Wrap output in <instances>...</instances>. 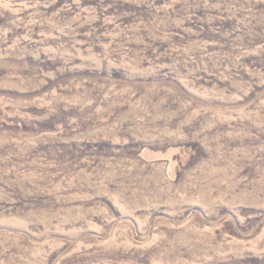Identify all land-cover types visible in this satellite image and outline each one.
I'll return each instance as SVG.
<instances>
[{"label": "rangeland", "instance_id": "1", "mask_svg": "<svg viewBox=\"0 0 264 264\" xmlns=\"http://www.w3.org/2000/svg\"><path fill=\"white\" fill-rule=\"evenodd\" d=\"M0 264H264V0H0Z\"/></svg>", "mask_w": 264, "mask_h": 264}]
</instances>
